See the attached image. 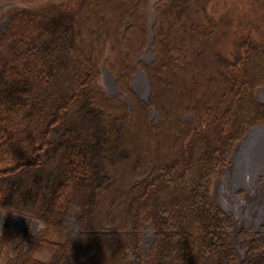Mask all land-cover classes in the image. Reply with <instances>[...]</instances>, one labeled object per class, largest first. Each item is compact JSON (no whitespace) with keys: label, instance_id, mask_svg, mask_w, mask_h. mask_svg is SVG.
<instances>
[{"label":"trees","instance_id":"16d2710c","mask_svg":"<svg viewBox=\"0 0 264 264\" xmlns=\"http://www.w3.org/2000/svg\"><path fill=\"white\" fill-rule=\"evenodd\" d=\"M144 5L70 0L8 45L0 264H264V226L240 230L239 261L212 198L236 142L264 124V0H156L150 30ZM103 54L119 96L99 84ZM135 66L146 101L126 85ZM15 213L40 224L28 247L11 240Z\"/></svg>","mask_w":264,"mask_h":264},{"label":"rangeland","instance_id":"374dc122","mask_svg":"<svg viewBox=\"0 0 264 264\" xmlns=\"http://www.w3.org/2000/svg\"><path fill=\"white\" fill-rule=\"evenodd\" d=\"M68 1H70V0H0V60L5 56L8 45L11 42L16 41L21 36H25L29 31H31L36 26L37 19L40 16L46 14L49 10H51V9H53L59 5H62L63 3H66ZM155 1L156 0H145V5H144V9H143V13L146 16L145 17V25L150 26V24H151V27H152V23L154 22V20L156 18V9L154 7ZM11 32H15L16 34L13 36V35H11ZM146 42H147V40H146ZM106 56H107V54H103V56H102L103 59H102L101 67H100L101 74H100V78H99V84L101 85L102 89L109 96H112V95H118L119 96V90L117 88V78H116V76L113 75L111 70L106 65V63H105V57ZM138 56H139V59H142L145 62H149L153 58L152 53H149L148 51H144V50L138 52L136 54V58ZM103 60H104V64H103ZM104 67H106L110 72L103 71ZM134 76H135V71H133V73L129 76V81L126 82V85H127V87H129L132 90V92L139 99L146 101L147 99L144 100V97L148 98L150 90L147 89L146 85H144V83L142 82L141 79H140V81H138L136 83L135 82L131 83V78H133ZM138 83H139V85H138ZM148 84H149V82H148ZM112 85L115 86V89L117 90V92H115L112 89ZM148 88H150V85L148 86ZM254 93H255V99L259 103H264V85L256 87ZM122 98H123V101H125L127 106L130 108L131 102H130V99L128 98L127 94L125 93ZM149 114H150V118L155 116L154 110L151 109ZM262 124H259L257 126H260ZM257 126H254V127H257ZM251 128H253V127H251ZM242 137H241V139H242ZM239 141H237V142H239ZM237 150H238V148L235 150V152ZM232 151H233V149H232ZM235 152L234 153L231 152L232 156L235 155ZM231 154H230V157L226 163V166L224 167L223 173L214 180V183L212 186V198L218 206H220L222 209H224L227 213H229L231 215L232 220L234 221L233 213L231 211H229L223 205V203L220 200H218V198L216 197L215 192H214L216 182L222 178H225L227 171H228V168L230 166H232V168L234 169L233 159L231 157ZM225 168H226V174H225ZM262 182H264V174L263 173H256L255 178H254V184L257 185V184H260ZM233 194H234L235 198H237V199L242 198L245 196L246 190L242 186H238V187H235L233 189ZM18 216H23V215H19V214L15 213V214L11 215L9 218L8 226H9V231L12 234L11 240L13 243L19 242L20 244L22 243V244H26L28 246V244H30L29 235L32 234L33 232H35L38 228H40V224H38L37 222L34 224H31V221H33V219H30L28 221V223L25 225V222H24L25 220L21 217H18ZM24 217H27V216H24ZM6 220H7L6 213L4 211H0V238L3 235L2 233L4 231V225H5ZM262 226H264V212H263V219L261 218V219H259V221H256L255 223L246 224L245 226H242L240 229H238L235 237L233 236V231H232L233 228L231 229L230 241L232 242V244L236 248V250L238 252V256L240 255L239 251H244V254L246 251L245 249H243L241 247L242 239L239 235L240 230L245 229L248 232H255L258 229H260ZM150 239H151V234L146 231V233L143 236V241H142V247L144 250L147 249V247L150 243ZM37 256L39 258H47L48 253L46 250H42L37 254Z\"/></svg>","mask_w":264,"mask_h":264},{"label":"bare ground","instance_id":"6f19581e","mask_svg":"<svg viewBox=\"0 0 264 264\" xmlns=\"http://www.w3.org/2000/svg\"><path fill=\"white\" fill-rule=\"evenodd\" d=\"M244 143L234 155V169L230 166L225 178L217 181L214 189L218 200L233 213L234 237L242 226L263 219L264 212V182L254 184L256 173L264 174V127L252 131ZM242 156L248 160L244 162ZM238 186L245 188L246 194L237 199L233 189Z\"/></svg>","mask_w":264,"mask_h":264},{"label":"water","instance_id":"95a60500","mask_svg":"<svg viewBox=\"0 0 264 264\" xmlns=\"http://www.w3.org/2000/svg\"><path fill=\"white\" fill-rule=\"evenodd\" d=\"M151 28V24H150V26H149V29ZM152 41V33L150 32V34L148 35V37H147V42H146V47H148L149 46V43ZM139 59V56L136 58V60H138ZM103 64H104V60H103ZM103 71H107V72H110L106 67H104V69H103ZM147 77H146V75H145V73H144V71L143 70H141L140 68H139V66H136L135 67V76L133 77V78H131V83H133V82H138V81H140V79L142 80V82L144 83V85H146V87H147V89L148 90H150V88H148V86H149V84H148V79H146ZM112 89L115 91V92H117V90L115 89V86L114 85H112ZM147 99V97H144V100H146ZM264 127V124H262V125H260V126H257V127H253V128H250L248 131H246V133L243 135V137H242V139L239 141V142H237L236 144H235V146H234V148H233V151H232V153H234L235 152V150L237 149V148H239V147H241V146H243L245 143V141L247 140V138H248V135L252 132V131H256V130H258V129H261V128H263ZM237 152V151H236ZM235 152V153H236ZM231 157H232V159H234V156H232V154H231ZM241 160H244V162H246L247 160H248V158H246V157H241ZM227 168V167H226ZM226 168H225V174H226ZM18 217H21V218H23L25 221V225L28 223V221L30 220L28 217H24V216H18ZM37 221L36 220H33V221H31V224H34V223H36ZM147 232L148 233H150L151 234V239H150V242H151V240H152V238H153V235H152V230H150V229H148L147 230ZM28 246H29V244H28ZM27 246V247H28ZM239 251V250H238ZM239 261L243 258V255H244V251H239ZM239 263V262H238Z\"/></svg>","mask_w":264,"mask_h":264}]
</instances>
